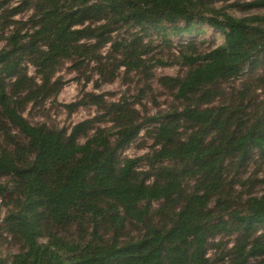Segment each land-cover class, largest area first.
I'll return each mask as SVG.
<instances>
[{"label":"trees","instance_id":"obj_1","mask_svg":"<svg viewBox=\"0 0 264 264\" xmlns=\"http://www.w3.org/2000/svg\"><path fill=\"white\" fill-rule=\"evenodd\" d=\"M212 1L34 0L29 7L26 0L10 7L0 0L8 19L33 10L26 20H9L16 28L0 49V123L12 145L0 152V175L14 183H0V195L12 190L0 239L21 244L12 256L0 253V264H264V194L237 199L226 184L231 172L264 164V97L255 94L264 96V14L236 17L214 10ZM237 4L264 8V0ZM199 21L221 30L225 45L186 54L185 76L161 77L182 107L162 115L152 155L121 154L153 119L141 120L126 98L107 104L86 92L63 104L70 114L86 104L104 110L71 128L34 125L24 116L27 106L56 98L64 81L55 74L66 63H95L102 75V57L120 52L116 69H135L151 50V33L180 22L174 27L182 32ZM240 75V87H224ZM144 159L148 167L139 170ZM155 202L166 216L161 224L145 222ZM129 222L141 224L139 237L122 240ZM46 228L52 232L42 241ZM218 235H234V244L212 258Z\"/></svg>","mask_w":264,"mask_h":264},{"label":"rangeland","instance_id":"obj_2","mask_svg":"<svg viewBox=\"0 0 264 264\" xmlns=\"http://www.w3.org/2000/svg\"><path fill=\"white\" fill-rule=\"evenodd\" d=\"M25 1L8 0V6L13 7L20 3L24 5ZM247 1L249 0H213L211 4L214 10L227 12L236 17L264 14V8L247 10L237 4V2L244 3ZM33 2L34 0L28 2L30 4L29 7H31ZM32 12L31 8L25 9L24 12L14 15L10 19H8V15L3 12L0 13V49L7 46V38L15 27L14 23L8 24L9 20H26ZM178 25L183 26V22L175 25L167 24L166 26L171 27L166 30L160 29V33L164 32L167 34L165 39L162 37L164 40L161 38L160 33H151L147 37V39L152 40L151 50L142 56L144 60L142 64L144 65L141 64L135 69H128L124 66L116 69V64L121 56L120 52L113 53L108 58L102 57L103 76L99 74L95 63L90 64L87 62L79 69L73 68L69 62L66 63L55 74V78L60 76L64 81L63 87L56 98L51 97L43 106L41 104L27 106L24 116L34 125L45 124L48 128L53 129L71 128L74 124L84 119L95 115H104V110L95 104H86L79 106L70 114L63 104L80 99L86 92L101 94L107 104L126 98L139 111L141 120L144 121L150 117H153V119L146 120V124L139 136L132 144L122 150L121 154L131 158L152 155L156 148L154 135L156 128L160 126V121H163L162 117L174 109L182 107L180 100L175 96L176 91L163 84L160 81L161 77H183L190 68L188 61L184 57L186 54L196 58L200 54H206L217 47L225 45V36L221 30L206 22H194L182 32H180L179 28L175 29ZM107 51L108 47L103 48V56ZM29 74H35V69L31 64H29ZM245 78L246 75H240L236 80L226 83L224 87L228 90H232L233 87H240L242 80ZM255 94H259L258 96L261 99L264 97L261 89L257 90ZM112 125V122L97 123V126L105 128H110ZM5 128L6 125L0 123V152L4 149L12 151V145L7 140ZM7 128L9 132L15 134L16 138L23 140L22 137L24 138V136L21 135V137L15 127L9 124ZM181 130L183 131V129ZM112 131H114V128ZM94 132L95 128L89 130L87 135L81 138V142L86 141L88 136L94 134ZM188 133L189 131L184 130L183 136ZM162 162L167 164L169 161L164 159ZM147 163L148 161L144 159L138 169L146 170L148 167ZM233 173L231 172L227 179L228 183H226L231 197L236 196L239 199L241 196L246 198L250 195L261 196L264 194V164L259 160L252 161L248 168L241 170L238 174L233 175ZM233 176H237V178L233 180ZM0 183L9 184L10 186L14 185L10 176L0 175ZM230 183L233 184L232 187ZM11 192L12 190L9 189L5 194L0 195V197H3V201L0 198V221H2L1 219L7 214L11 206L9 196ZM152 207L153 209L145 222L161 224L166 216L157 211L158 202H155ZM140 226L141 224L138 222H129L125 229V236H122L121 239L139 237ZM53 231L55 230L53 229ZM51 232V228H46L45 235L41 237L42 241H47ZM73 235L78 237L77 233H73ZM7 236V238L0 239V253L3 257L12 256L21 247L19 241H14L11 236ZM107 236H111V231L107 232ZM234 239V235H218L212 238L208 256L217 257L222 252L227 251L234 244ZM258 260H253L251 263L258 262Z\"/></svg>","mask_w":264,"mask_h":264}]
</instances>
